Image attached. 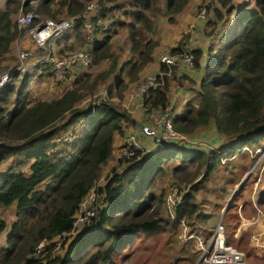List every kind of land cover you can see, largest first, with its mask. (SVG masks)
Returning a JSON list of instances; mask_svg holds the SVG:
<instances>
[{
	"label": "trees",
	"instance_id": "16d2710c",
	"mask_svg": "<svg viewBox=\"0 0 264 264\" xmlns=\"http://www.w3.org/2000/svg\"><path fill=\"white\" fill-rule=\"evenodd\" d=\"M29 1L5 0L0 5V72L6 69L2 63L12 42L22 33L13 14L18 9L29 10ZM89 1L38 0L36 12L44 18L74 17L78 29ZM119 1L98 0L99 7L92 19L107 21L106 31L126 30L133 58L120 66L118 60H113L106 70L96 74L84 73L78 85L74 81L75 86L50 101L27 99V74L21 78L20 86L10 82L0 89V166L12 157L17 158L0 172V235L8 226L2 213L10 210L14 214L6 233V246L0 249V264H116L115 254L124 253L137 236L176 234L181 219L206 221L208 218L198 209L194 192L197 184L205 181L219 164V156L195 149L192 143L179 142L163 151H141L131 158H118L110 168L112 175L97 187L96 217L73 234L79 203L95 186L102 166L112 155L114 133L123 134V122L133 121L129 113L119 110L111 101L101 102L93 115L89 107L77 104L98 85L107 82L116 69L119 75L126 77L121 76L107 85V93L122 98L123 84L138 78L140 71L153 61L157 41L148 38V33L154 30L153 18L165 10L172 19V15L182 12L189 0H166L165 9L160 8L158 0H129V9L121 7L123 19H107L112 11L120 8ZM233 9L231 0H219L212 10L214 21L210 20L213 23L210 22L212 26L207 33L222 23ZM234 26L232 36L210 56L198 81L185 74L174 72L171 75L176 66L170 74H165L168 67L159 62L157 76L163 73L159 77L163 80L141 100L146 110L166 107L174 110L173 96H170L173 81H178L175 88H181L185 81L192 83L196 86L194 95H189L180 112H174V129L187 136L212 122L216 133L226 140H234L218 146L221 150L228 149L230 154L241 152L246 145L259 144L264 138V0H255L253 6L249 1L241 5ZM183 45L182 40L178 41L171 52H181ZM91 52L94 63L108 57L111 54L108 37L104 42H96ZM192 53L194 69L198 70L203 52L196 48ZM49 71L52 72L46 67L41 73ZM10 72L16 79L18 74ZM190 89L185 88L191 93ZM10 102L12 107H8ZM79 122L80 130L76 133ZM70 129L74 131L72 141L57 140ZM168 159L176 163L173 173L182 174L185 170L179 177L185 183L198 179L199 171L207 163L201 178L183 195L174 217L160 214V193L156 195L152 189ZM187 165L193 169L187 171ZM26 166L28 168L24 169ZM239 193L231 200L223 219L230 216L234 205L237 207ZM260 201L263 202L264 197ZM258 236L260 244L253 238L251 243L255 249L263 251L264 232ZM246 237L250 239L248 234H242L234 245L250 252ZM57 238L61 240L54 244ZM41 244L43 252H38ZM55 245L63 248V252L55 254ZM250 258L251 264H264V254ZM184 259L189 260V264L194 263L191 257Z\"/></svg>",
	"mask_w": 264,
	"mask_h": 264
},
{
	"label": "rangeland",
	"instance_id": "374dc122",
	"mask_svg": "<svg viewBox=\"0 0 264 264\" xmlns=\"http://www.w3.org/2000/svg\"><path fill=\"white\" fill-rule=\"evenodd\" d=\"M92 1L98 2V0H92ZM158 1H159L158 4L160 8L165 9L166 0H158ZM203 1L204 0H201L198 6H194L190 10L191 17L197 16L198 11H199V6L202 4ZM3 3L4 1L0 0V5H3ZM37 6H38V0H30L29 1L30 9L25 12L22 11V9H18L16 13L13 14L14 18L16 19L19 14L32 11L34 10V8L36 10ZM86 7H87V4H86ZM119 9L120 8L112 11L107 16V19H110V20L123 19L121 15V10ZM164 11H163V14H160L157 17L153 18L154 30L148 33V38H151L152 40L157 41L156 46H160L162 48L160 53L164 51H171L172 50L171 46L173 44L176 46L178 44V41H181V40L183 41L184 45H187V46L190 45L191 37H190V33L188 32L189 20L180 19L182 18V15L180 14H179L178 19H176L177 14L172 15V19H169V15L166 14ZM210 14H208V16L206 15V18L202 20V23L199 26V29L203 28V30H200L202 31V36L209 35L207 32L211 29V26H212L210 24V22H212L210 21ZM39 17L41 20L47 18V17L44 18L43 16H40V15ZM61 18H66V16H60V19ZM72 29H73V33L75 36L71 37L70 41L67 44L63 42L62 43L63 45L60 48L57 47L60 43L55 44L53 47H49L48 49H46L47 47L43 48L44 53L46 54V52L49 51V52L54 53L55 56H60V55H64L70 51H75V50L88 49L91 52L92 47L95 45L96 42H104L105 38L108 37V44L110 46L111 54L108 57L102 58L97 63H94L93 62L94 56L91 52V62L88 66H86L85 68H81V69L69 70L65 74V77L63 79H59L54 72H50V71L46 73L45 75L41 74L40 76H37V78L34 79L33 81H32V76L29 75V81H27V85H26V94L30 95L31 101H34L35 99H42L46 101L56 99L60 97L63 91L66 90L67 88H72L73 86L78 85V83L81 80H83L84 73L87 72L91 74H96L98 72L106 70L113 60H118L120 64L126 59L133 58L132 53L130 52L128 48V46H130L131 43L127 39L128 33L126 32V30L119 29V28L116 31H114L116 28L112 30H107V31L104 29H99L94 33L93 42L89 43L86 38V31L83 25L77 29L76 24H74ZM196 31L197 32L195 33L196 35L195 41L198 42L202 38L200 34L197 35V33L199 32L198 29H196ZM25 35L26 34L24 33L22 37L16 40V42L20 43L21 39ZM68 38L64 37L62 40L65 41ZM21 48H26V47H19L17 50V53H15L14 51V54H13L14 59H13L12 66L9 65L10 61L12 60L10 59L8 62L9 67H7L8 69H4L3 71H6V70L11 71L15 69L16 67L15 65L17 64V58H18L17 54ZM36 50L41 51L43 53V50H40L38 48ZM135 57H137L136 54H135ZM158 65L159 64H157V66ZM36 66L40 67L41 65L38 63V65ZM179 67L180 66L174 67L171 75H173L174 72H176L177 75L178 73L180 75L185 74V68L183 67L182 69H179ZM155 68H149L147 70V73L154 74V75L158 74L159 73L158 71L156 72L154 71ZM147 75L148 74L139 73L137 76L138 78H135L134 80H130L128 84L127 83L123 84L124 90L122 92V95H124V92L126 91L124 97L122 96L121 98V97H117L116 94L109 95L107 93L108 99L107 100L101 99V100L103 102L111 101L113 104H115L116 108H118L119 110H125V112L129 113L128 112L129 110H127L121 105L122 101L131 98L130 88L142 82L143 80H145L149 76ZM121 76L124 78L126 77L123 74L119 75V72L116 71L111 76L110 79L114 80L117 78H121ZM185 76L195 81H196V77H198L197 73L194 78L192 76L191 77L188 76L187 74H185ZM74 81H77V84L73 85ZM11 82H14L16 86H20L21 84L20 78H18V76L16 79H13L12 77ZM177 82H178L177 80L173 81V84L171 86L172 91H171L170 96L171 95L173 96L171 103L178 101L179 103L178 107H180V111H181L184 107V104L188 101V99L191 96L193 97L194 95L193 90L196 88V86L188 81L184 82V84L181 86V89L191 88L190 89L191 93H190V97L189 96L186 97L183 103L184 95L182 91L178 93V89L180 88H175L177 86L176 85ZM173 88H175L174 91H173ZM107 89H108L107 82L101 83L94 90H92V92L89 95L85 96L79 104H77L78 107H82V108L89 107L91 110H93L94 107L96 108V106L94 105V104H97L96 100H98L104 95L102 90L107 91ZM94 95H96L94 97L95 101L92 100V97ZM177 95H179L178 100H177ZM12 106H13V103L10 102L8 107H12ZM79 130H80V122L78 123V126L75 132L77 133ZM187 137L188 138L190 137L192 140L196 141L192 144L193 146H198L201 149H205L207 150L206 151L207 153L208 152L211 153L214 148L215 149L218 148V145L220 143L218 139V135L216 131L213 129L212 123L196 130L191 135H187ZM263 146H264V138H262L259 144L254 143L252 145L244 146L241 152L239 151L235 152L236 155L232 160H230V162L225 161L219 167L218 165L217 166L215 165V167L211 170V173L209 174L207 179H205V181L203 179L200 183L197 184L198 186L195 188V192H194V200L195 202L198 203V209L201 211V213L203 215L207 214L208 218L206 221L192 219V218L190 219V221L186 220L185 223L187 225V229H186L185 236H188L190 233H192L193 236L189 238L187 237L185 238V236H182L183 227L181 226V224L176 234L161 232V233H157L151 236L139 235L128 244V246L125 248L124 253L117 254V255L115 254L114 261H116V264H189V260L184 259L185 256L191 257V259H193L192 261L194 263L192 264H200V261H199L200 250H199L197 236L198 235L201 236L205 234H200L198 232V228L201 225V228H205L206 230L213 229L216 223L220 219L224 224L227 225L228 241L234 245V241L232 240L233 230L236 228L238 229L237 226H239V224L241 223H242V226H245V223L241 222V218L239 220L238 210L240 209H237L238 205L236 208H235L236 205H234L233 208L229 211L230 216L224 217L223 220H222V216H223L222 211L226 207L229 198L232 196L233 192L235 191V189L237 188L241 180L246 175H248V178L244 186L240 189V193L237 196L236 203L239 200H240V203H242V201L252 200L256 204L257 198L259 199V198L264 197V156L260 159L261 155L259 154L260 150L263 151V148H262ZM181 148H185V147H181ZM219 156L221 157V155ZM115 157H116V152H115ZM178 158L180 159V156H178ZM226 158H228V156H226L224 160ZM110 160H112V162L110 163L107 162L104 166H102L96 186H100L102 183H104L107 180L108 177L112 175L110 164L114 162V157L111 158ZM175 164L176 163L174 162V160L171 161L170 159H168L167 161H165L162 165V168H163L162 172L160 173L159 177L156 179L155 183L152 186L153 192L156 195L160 193V198L162 200L161 207H160V214L164 217L170 216V214L165 211V207L163 208V202L166 198V195L169 189L175 185L179 188L181 194L184 195L188 190H190V187L194 185V183L198 179L201 178L207 166V163L203 165L202 169L199 171V174L197 175V176L200 175L198 179L195 178L196 180L190 181L189 183H185L179 179V177L182 174H185V170L182 172V174L181 172L178 174H175L172 172L173 171L172 167ZM229 167L231 168V171ZM186 169L187 171H190L193 169V166L187 165ZM257 206L261 208L262 212H260L261 210L259 209V207L256 208V210L254 209H247V210L249 211L248 213H250V215L252 214L250 217L254 216L256 218L258 216L257 221L262 222L261 214L262 215L264 214V201L261 203H257ZM242 214H243V211H242ZM1 216H3V218H5L6 222L8 223V226L6 227V230L8 231L10 222L12 221L14 216L12 215V213H10V210L4 211ZM239 216L241 217V215ZM262 223L264 225V221ZM262 223H260L259 225H262ZM80 227H81L80 225L74 226L73 234L79 231L81 229ZM239 229L241 230L240 236L246 233L250 237V239L246 237L248 240V245L251 246L250 252H247L245 249L240 248V246L239 248L243 250L246 253V255H248V253L250 254L249 256H247L246 261H247V264H251V261H252V258H250L251 255L255 256V254L257 255L264 254V248H263V251H259L253 247V243H251L253 226H248V227L245 226L244 228H239ZM6 233H7L6 231L1 233L0 235L1 241H2V238L6 235ZM207 236L208 235H206V237ZM258 238H259L258 235L255 236V240H257ZM59 240L61 239L57 238L54 241V244H58ZM255 243L257 242L255 241ZM55 246H56L54 250L55 254H60L63 252V248H60L59 245H55ZM243 246H246V245H243ZM43 249H44V245L42 244L41 252H43Z\"/></svg>",
	"mask_w": 264,
	"mask_h": 264
},
{
	"label": "built area",
	"instance_id": "2783aa9c",
	"mask_svg": "<svg viewBox=\"0 0 264 264\" xmlns=\"http://www.w3.org/2000/svg\"><path fill=\"white\" fill-rule=\"evenodd\" d=\"M218 1L219 0H204L202 2L196 16L199 23H202V20L206 18V15L208 16V14L212 13V10L218 5ZM86 4L81 15V22L86 31V38L88 42L92 43L94 33L97 30L107 29V21L101 18L92 19L93 16H96L99 7L98 2L91 0V2L89 1V3L87 2ZM35 19L38 21L34 23ZM16 23L17 28L23 31L21 34L25 33L29 36L34 45L38 48H46L53 38L59 37L67 31H70L76 21L73 17L61 19L47 17L46 19L41 20L39 14L34 8L32 11L19 14L16 18ZM29 56L30 51L27 48H21L17 54V64L15 65L16 67L13 71L18 74V78L20 79L27 72ZM159 61L166 64L168 67V72L165 74H170L174 66H183L189 70L194 69L192 49L187 45L182 46L181 52H162L159 57ZM90 62L91 53L88 49L70 51L60 56H55L54 53L47 51L38 62L41 65L38 73L42 74L41 70L49 67L59 79H63L69 70L85 68L90 64ZM162 74L163 73H160L159 77H161ZM159 77L157 74H151L142 82L132 86L130 88L131 98L129 99L137 98L142 100V97L145 94L155 89L156 86L162 82L161 80H163V77L160 80ZM11 81L12 73L10 70L0 73V89ZM102 92L104 95L96 100L97 104H94L96 108L94 107L91 111L92 114H95L97 107L101 104V102H103L101 99H108L107 91L102 90ZM95 96L96 95L92 97L93 101H95ZM129 99L123 100L121 104L127 110L130 107ZM142 108L143 118L142 122H140L139 129L128 134L124 142L119 146L118 158H131L141 151H163L179 142L192 143L189 141L187 136L174 129L173 118L175 113L171 107L155 110H146L143 106ZM139 135H142L147 139H151V145L148 147L145 146L139 139ZM73 139V129L60 134V136L57 137V140L60 142H70ZM262 148L263 151H259V154L261 155L260 159L264 156V146ZM227 151L228 149L221 150L218 148H214L212 150L213 153L221 155V162L225 161V152ZM96 184L80 201L73 221V230L74 226L80 225V228H82L85 226V223H89L92 218L96 217L99 208V194L97 189L98 186H96ZM182 198L183 195L177 186L174 185L169 189L163 202V208L165 207V211L168 212L171 217H174L176 207L182 203ZM185 222L186 221L184 219H181L180 221V224L183 227L182 236H185L187 229ZM227 232L228 228L221 220L216 223L213 229L207 232H199L200 234H205L197 236L200 250V264H246V253L228 241ZM206 235L208 236L206 237ZM191 236H193L192 233L185 236V238H189ZM258 240L259 239L255 241L257 242ZM41 250L42 244L39 246L38 252Z\"/></svg>",
	"mask_w": 264,
	"mask_h": 264
},
{
	"label": "crops",
	"instance_id": "0c3cea01",
	"mask_svg": "<svg viewBox=\"0 0 264 264\" xmlns=\"http://www.w3.org/2000/svg\"><path fill=\"white\" fill-rule=\"evenodd\" d=\"M3 1H5V0H3ZM200 1L201 0H189L188 3L186 4V6L184 7V9L182 10V12H179L176 15V19L179 18V14H180V15H182V18H180V19L189 20V22H188V24H189L188 29L189 30L188 29L187 30L190 33L191 39H190V45H188V46L190 48H192V49H195V48L201 49L202 52H203L202 58H201V67L198 70H196V69L189 70V69L185 68V74H187L190 77L192 76L194 78L196 73H197L198 77H196V81H198V79L205 72V66H206L207 61L210 58V56L214 52H216L217 50L221 49L224 46L225 42L227 40H229V38L232 36L233 30L235 28L234 23H235V21L237 19L238 12H239V7L241 5H243L244 3L248 2V1L251 2V5L253 6V4L255 2V0H231V4L234 6V9H233L232 13L227 18H225L222 21V23H220V24L218 23L216 28L213 30V32L211 34H209L208 36H202V31H200V30H203V28L199 29V26L201 25V23H199L197 21L195 16L191 17V12H190V10L194 6H198L199 5ZM129 4H130L129 0H120L119 1L120 10H121V7H122V10L129 9L130 8ZM210 20L214 21L213 20V13L210 14ZM196 29H198V31H199L197 33V35L200 34V36L202 38L198 42L195 41V38H196L195 33L197 32ZM22 36H23V34H21L18 38H16V40H18ZM74 36L75 35L73 33V29H71L70 31H67L66 33H64L63 36H59V37L53 38L51 40L50 44L48 45L47 49L49 47H53L55 44H58V43H60V44L57 47L60 48L63 45L62 44L63 42H65L67 44L70 41V38L74 37ZM63 37H66V38L69 37V38L66 39L65 41H63L62 40ZM16 40H14L12 42V44L10 46V51L6 54V59L3 61L2 65L5 66L6 69H8L7 67H9V65L12 66V64H13L14 51H15V53H17V50H18L19 47L28 48L29 51H30V56H29V60H28L27 72L25 74H27L28 76L31 75L32 76V81H33L34 79L37 78V76L41 75L40 73H38L39 67H37L36 65H38L39 60L45 54L44 53V49L43 48H38L36 45H34L33 42L31 41V39L27 35H25L21 39L20 43L16 42ZM174 46L175 45L173 44L171 47H174ZM171 47H170V49H171ZM37 48L40 49V50H43V53L41 51L36 50ZM128 48H129V46H128ZM161 50H162V48L160 46H156L154 48L153 61L148 63L140 71L141 74L151 75V74L147 73V70L149 68H155L156 67L154 71L155 72L158 71L159 65L157 66V64H159V62H160L159 61V57L161 55V53H160ZM41 53H42V55H41ZM10 59H12V60L10 61V64L8 65V62H9ZM121 63L119 64V62H118L119 66L121 65ZM182 68H183V66L179 67V69H182ZM116 71L119 72V70H117V69H116ZM45 73L46 72H44L42 75H45ZM110 78L107 81V85H109V83H113L115 81V79L111 80ZM181 91H182V93L184 95V98H183V103H184L186 97H188L190 95V93L188 91H186L185 89H181V88L178 89V93H180ZM125 92H124V95H125ZM124 95H123V97H124ZM178 97H179V95H177V100H178ZM27 99L30 100V95H28V94H27ZM129 101H130V107L128 108V110H129L128 112H129V115L131 116L133 121L132 122L124 121L123 125H122L123 134H119V133L115 132L114 135H113L112 155L110 156V158L107 161L109 163L112 162V160H110V159L114 157V162L110 164L111 166H113L116 163V160L118 158L119 146L124 142V140L128 136V134H130L131 132L137 131L139 129L140 122H142V118H143L142 101L140 99H137V98L129 99ZM178 104H179L178 101L174 102V105H175L174 112L175 111L176 112H180V107H178L179 106ZM210 123H212V122H210ZM212 126H213V124H212ZM213 129H214V127H213ZM217 135H218V139L220 141L218 146L223 145V144L224 145H228V144H231V143L234 142V140H232V141L226 140L225 138L221 137L218 133H217ZM139 139L147 147L150 146L151 143H152L151 139H147L146 137H144L142 135H139ZM189 141L192 142V144L194 142H196V141L192 140L190 137H189ZM192 147L195 148V149H201L198 146H192ZM115 152H116V157H115ZM235 155H236L235 152L234 153L232 152V155H231L229 153V151H227L225 153V157L228 156V158H226L225 161H229L230 162V160H232L235 157ZM218 159H219V164H217V165L219 167L220 165H222L223 162H221L220 156L218 157ZM15 160H17V158H13L12 157V158L8 159L5 163H3L0 166V172L1 171H5L10 165H12L14 163L13 161H15ZM27 168H28V166L24 167V169H27ZM230 171H231V168H230ZM245 182H244V184H245ZM244 184H243V186H244ZM260 200H261V198H259V199L257 198V203H261ZM244 202H245V204H244ZM257 203L255 204V202L252 201V200L251 201L250 200L249 201H242V203H240V200H239L238 207H237V209H240V210H238V216L241 215V217L239 216V218H241V222H244L245 226H247V227L248 226H253V234H252V238L253 239H254L255 235L261 234V232H264V225L262 223L264 221V216H263L264 214L262 215L260 213L261 217H262V222H260V221H257L258 220V216L256 218L254 216L250 217L252 214L250 215V213H248L249 211L247 210V209L256 210V208L259 207V206H257ZM241 204H243V205H241ZM259 209L261 210L260 207H259ZM242 211H243L244 215L242 214ZM260 212H262V210ZM10 213H12V212L10 211ZM12 215L14 216L13 213H12ZM223 215H224V213H223ZM13 219H12V221H13ZM222 219H223V216H222ZM256 221H257V223H256ZM260 223H262V225H259ZM224 225H226V224H224ZM245 226H242V223H241V224H239V226H237L238 229L236 228V229L233 230V234H232V240L233 241L237 240L240 237L241 230L239 228H244ZM209 230H211V229L206 230L205 228H201V225L198 228L199 232H207ZM5 231L7 232L6 229H5ZM254 242H255V240H254ZM256 244H260L259 240L257 241ZM5 246H6V235L2 238V241L0 240V249L4 248Z\"/></svg>",
	"mask_w": 264,
	"mask_h": 264
},
{
	"label": "water",
	"instance_id": "95a60500",
	"mask_svg": "<svg viewBox=\"0 0 264 264\" xmlns=\"http://www.w3.org/2000/svg\"><path fill=\"white\" fill-rule=\"evenodd\" d=\"M248 175H246L241 182L239 183V185L237 186V188L235 189V191L233 192L232 196L229 198L226 207L224 208V210L222 211V214L224 213V211L229 207L231 200L235 197V195L240 191V189L243 187L244 182L246 181Z\"/></svg>",
	"mask_w": 264,
	"mask_h": 264
},
{
	"label": "clouds",
	"instance_id": "9594fccd",
	"mask_svg": "<svg viewBox=\"0 0 264 264\" xmlns=\"http://www.w3.org/2000/svg\"><path fill=\"white\" fill-rule=\"evenodd\" d=\"M21 80V79H20ZM92 111V110H91ZM91 115H93L92 113H91ZM224 150V149H223ZM218 155H220V154H218Z\"/></svg>",
	"mask_w": 264,
	"mask_h": 264
}]
</instances>
